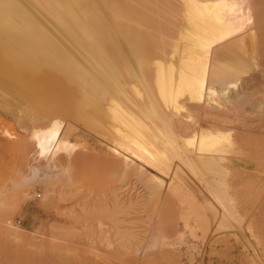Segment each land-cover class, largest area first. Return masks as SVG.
I'll use <instances>...</instances> for the list:
<instances>
[{
    "label": "bare ground",
    "instance_id": "1",
    "mask_svg": "<svg viewBox=\"0 0 264 264\" xmlns=\"http://www.w3.org/2000/svg\"><path fill=\"white\" fill-rule=\"evenodd\" d=\"M0 95L35 143L18 187L73 195L99 156L72 141L84 127L106 153L112 208L152 212L139 254L182 250L197 229L229 236L245 221L233 193L244 141L264 131V0H0ZM164 199L181 207L177 228Z\"/></svg>",
    "mask_w": 264,
    "mask_h": 264
},
{
    "label": "rangeland",
    "instance_id": "2",
    "mask_svg": "<svg viewBox=\"0 0 264 264\" xmlns=\"http://www.w3.org/2000/svg\"><path fill=\"white\" fill-rule=\"evenodd\" d=\"M4 99L0 95L2 105ZM6 109L0 106V264H254V250L260 256L257 264H264V131L244 141L248 163L244 172L233 178L236 210L245 219L244 227L236 225L229 236L207 237L197 229V236L191 233L186 236L190 243L182 246V250L155 248L141 255L137 248L147 231L155 229V220L149 216L151 210L142 205L131 211L122 210L124 213L112 208L114 181L105 165L106 153L99 139L84 127H78L72 141L81 142L83 149L91 148L99 155L93 160L94 174L90 179L80 175L73 195L64 194L58 200L50 197L47 201L43 186L37 185L31 191L17 186L30 167L38 164V159L31 147L35 143H31L28 127L24 124L22 127L16 113ZM81 198L84 205H76L75 201ZM180 209L176 200L164 199L158 206V212L167 220L164 223L167 230L176 225L173 219ZM10 220L22 228L21 235L8 229ZM178 225V230L184 229L183 222ZM124 228L135 232L136 238H121L119 230ZM117 231L120 237L115 235ZM171 232L168 235L174 238Z\"/></svg>",
    "mask_w": 264,
    "mask_h": 264
}]
</instances>
